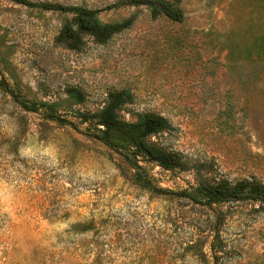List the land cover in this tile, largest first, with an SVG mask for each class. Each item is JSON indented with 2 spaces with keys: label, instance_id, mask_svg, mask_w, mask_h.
Wrapping results in <instances>:
<instances>
[{
  "label": "rangeland",
  "instance_id": "obj_1",
  "mask_svg": "<svg viewBox=\"0 0 264 264\" xmlns=\"http://www.w3.org/2000/svg\"><path fill=\"white\" fill-rule=\"evenodd\" d=\"M167 1L181 22L145 6L103 9L101 21L133 22L70 50L54 41L68 15L0 0V264H264V205L178 194L206 176L264 183V17L260 32L251 0ZM2 83L76 128L23 110ZM118 89L131 95L121 119H168L153 139L186 169L125 158L87 134L76 116Z\"/></svg>",
  "mask_w": 264,
  "mask_h": 264
},
{
  "label": "trees",
  "instance_id": "obj_2",
  "mask_svg": "<svg viewBox=\"0 0 264 264\" xmlns=\"http://www.w3.org/2000/svg\"><path fill=\"white\" fill-rule=\"evenodd\" d=\"M27 6H37L44 10H55L68 15L60 25L54 41L70 50L81 47L86 38L98 44L105 43L109 38L123 29L128 28L134 16L130 15L120 21H101L98 13L107 8L126 6H145L151 18L164 16L174 22L183 20V12L174 3L167 0H117L103 8H90L81 5H63L52 2H32L30 0H13ZM252 13L257 14L253 28L261 30V16L264 17V0H251ZM264 32V23L263 29ZM261 32V31H260ZM3 88L12 99L26 111H41L51 120L66 123L76 128V123L59 116L52 105L46 102H33L22 99L5 84ZM65 92L73 96L77 102L83 99L82 92L73 86L65 88ZM131 98L126 89L108 90L103 105L97 110L81 112L76 118L78 123H86L87 134L103 145L125 158L140 159L153 162L163 169L184 170L188 166L186 158L177 150L165 147L153 137L169 131L172 126L163 115L151 111L139 114L134 120L121 119L117 110L121 104ZM194 203L202 205L219 204L227 201H250L264 205V183L254 177H243L229 180L223 177L206 176L190 190L178 192Z\"/></svg>",
  "mask_w": 264,
  "mask_h": 264
}]
</instances>
